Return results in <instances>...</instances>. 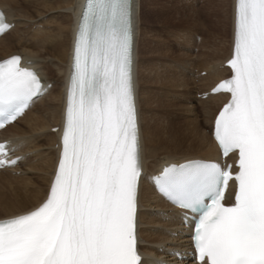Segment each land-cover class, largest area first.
<instances>
[{"label": "snow or ice", "instance_id": "snow-or-ice-1", "mask_svg": "<svg viewBox=\"0 0 264 264\" xmlns=\"http://www.w3.org/2000/svg\"><path fill=\"white\" fill-rule=\"evenodd\" d=\"M134 15L133 0H84L54 178L39 206L0 220V264H143ZM11 27L0 12V35ZM228 65L231 78L218 87L230 99L213 136L235 157V171L194 161L152 180L164 199L194 215L188 226L200 264H264V0H234ZM44 90L19 56L0 61V128Z\"/></svg>", "mask_w": 264, "mask_h": 264}, {"label": "bare ground", "instance_id": "bare-ground-1", "mask_svg": "<svg viewBox=\"0 0 264 264\" xmlns=\"http://www.w3.org/2000/svg\"><path fill=\"white\" fill-rule=\"evenodd\" d=\"M83 2L84 0H0V8L5 11L10 23H13L12 29L0 38V48L3 49L0 60L12 55L21 56L25 62L33 64L31 68L38 70L45 86L51 85V89L42 98L32 102L21 119L0 133V142L7 143L10 154L21 158L14 168L0 171V175H7L10 180L7 192L10 196L0 195V220L23 214L39 206L47 197L60 155L74 36ZM145 2L146 0H133L134 82L142 160L137 232L143 264H163L174 260L171 253L187 250V232L181 226L179 211L155 194L148 177L171 163L180 164L194 159L213 161L218 153L211 134L201 132L196 122L184 118V129L182 125L177 126V118L172 113H166V107L172 103H164L165 96L161 90L171 88L178 91L176 95L181 98L185 82H188L187 74L169 66L170 79L165 70L160 74L155 72L154 78L151 76V69L149 72L148 60L145 58L140 63L139 25L149 22L153 25L152 19L149 20L152 12L147 11L149 8H146ZM230 2L232 37L226 47L224 44L220 47V42L227 38V34L223 29L224 19L221 20L220 16L222 2L214 0L216 27L211 30L215 31L212 36L219 43L212 48L208 47V51L201 52L197 57L198 61L201 60L196 67L199 69L197 73L205 75L202 78H190L191 84L195 81L201 84V91L198 92L201 95L208 93L218 81L231 76L228 69L223 67L231 58L233 49L234 0H228L227 3ZM69 20L71 26L69 30H64L62 23ZM187 43L189 44L188 41ZM214 55V60H207ZM219 60L213 67V63ZM181 64L186 67L187 72L195 68L192 64ZM157 91L158 94L161 92V98L155 96ZM171 94L176 96L173 95L175 93ZM228 99L227 96L217 95L203 100L202 114L208 116L209 129L216 111ZM35 107L41 112L34 110ZM190 112L185 113L186 117L192 114ZM56 128H60L57 133L50 132ZM201 151L204 157L198 156ZM4 188L7 189L6 186ZM185 263L191 264L187 261Z\"/></svg>", "mask_w": 264, "mask_h": 264}, {"label": "rangeland", "instance_id": "rangeland-1", "mask_svg": "<svg viewBox=\"0 0 264 264\" xmlns=\"http://www.w3.org/2000/svg\"><path fill=\"white\" fill-rule=\"evenodd\" d=\"M220 1L222 2L220 16L221 20L224 19L223 29L226 31L227 34V38L223 42H220L222 43L220 44V47H222L221 45L223 44L226 47L232 37V14H230L231 2L229 4L227 3L228 0ZM146 2V8H149V10L147 11L152 12V18H149V20L151 21L152 19L153 25H151L150 22L149 24L145 23L139 25L138 49L140 63L141 60H144L145 58L148 60L147 64L149 65V72L152 70V72L150 73L152 74L151 76L154 78L155 72L159 74L162 73L163 70L167 72L170 69L169 66L187 74L188 82H185L183 92H181V98L177 97L176 94H178V91L176 90H171V88L161 90L163 96H165L163 98V101L167 100L166 102L164 101V103L167 104L170 101L172 103L171 105L174 106L172 107L170 105L166 107V113H172L175 118H177V126L182 125L185 129L183 119L187 118V120L189 119L193 120V122H196L201 132L208 134L210 131L207 122L208 116L202 114L203 100L201 99V94L198 93L199 91H201V84H198L197 81H195L194 84H191L190 78L193 76L195 79H197L202 78L204 76V73H197L199 69H197L196 67L201 61H198L197 57L201 54V52L204 53L207 49H209L208 47L212 48V46L219 43V41L215 40L212 36L215 31L211 30L212 27H216V19H214L213 15L215 11L214 0H211V2H208V0H146ZM62 26L64 30H69L71 26V21L69 20L67 23H62ZM145 40H148L149 43H147L148 41L146 42ZM187 41L189 42V44L187 43ZM204 42L206 43V45ZM13 45L16 46L15 44ZM2 52L3 49L0 48V55ZM215 53L217 54V51ZM215 58L216 55H214L213 58L207 60L210 61L214 60ZM219 62L220 60L215 63L212 62L214 64L213 67H215L216 63ZM181 63L187 65L192 64L193 68H195L187 72V70L185 69L186 67H184V65H182ZM167 76H170L168 79L171 78V74L169 71ZM188 86L190 87V89H188ZM161 92H159L158 94L157 91L155 96L161 98ZM171 93H175L173 95L176 96L173 97ZM191 105L192 107H190ZM35 108L34 110H37L39 113L41 112L40 110H38L40 109V106L37 107L38 109ZM189 112L192 114L186 117L185 113ZM46 132H48V130ZM198 156L204 157L203 151L198 153ZM0 182V195L10 196L8 195L9 193L7 194L9 188L8 184L10 182L7 175H0ZM5 186L7 187V189L4 188ZM3 188L5 189V191Z\"/></svg>", "mask_w": 264, "mask_h": 264}]
</instances>
